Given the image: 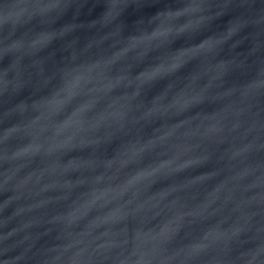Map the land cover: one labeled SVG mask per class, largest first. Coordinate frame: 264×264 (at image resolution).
Returning <instances> with one entry per match:
<instances>
[{
  "label": "water",
  "instance_id": "95a60500",
  "mask_svg": "<svg viewBox=\"0 0 264 264\" xmlns=\"http://www.w3.org/2000/svg\"><path fill=\"white\" fill-rule=\"evenodd\" d=\"M0 264H264V0H0Z\"/></svg>",
  "mask_w": 264,
  "mask_h": 264
}]
</instances>
